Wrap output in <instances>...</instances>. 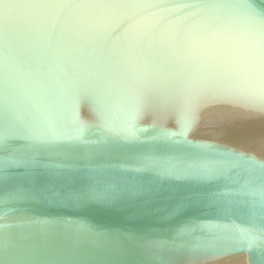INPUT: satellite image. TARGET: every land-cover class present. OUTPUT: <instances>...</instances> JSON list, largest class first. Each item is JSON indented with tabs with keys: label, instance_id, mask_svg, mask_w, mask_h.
Segmentation results:
<instances>
[{
	"label": "water",
	"instance_id": "obj_1",
	"mask_svg": "<svg viewBox=\"0 0 264 264\" xmlns=\"http://www.w3.org/2000/svg\"><path fill=\"white\" fill-rule=\"evenodd\" d=\"M0 264H264V0H0Z\"/></svg>",
	"mask_w": 264,
	"mask_h": 264
}]
</instances>
